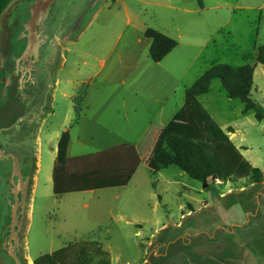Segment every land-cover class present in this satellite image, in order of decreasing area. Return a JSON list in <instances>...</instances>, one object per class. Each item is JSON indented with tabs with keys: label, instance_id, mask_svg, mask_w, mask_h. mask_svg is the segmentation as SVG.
<instances>
[{
	"label": "rangeland",
	"instance_id": "obj_1",
	"mask_svg": "<svg viewBox=\"0 0 264 264\" xmlns=\"http://www.w3.org/2000/svg\"><path fill=\"white\" fill-rule=\"evenodd\" d=\"M37 3L21 0L2 22L0 53L6 62L0 68V252L12 218L19 214L22 222L12 234L20 235L23 264L79 241L100 242L112 264H264V120L256 121L253 112L230 99L218 80L198 100L224 132L232 129L231 142L261 170V184L249 178L204 183L176 167L151 162L142 163L124 188L60 197L52 190L61 134L71 128L73 156L101 149L105 136H115L113 143L125 138L128 125L114 93L137 89L140 117L147 121L153 114L143 108L144 102L151 103L149 95L159 89L150 76L168 75L166 80L178 86L156 119V130L191 134L185 118L167 127L169 117L184 103L183 88L216 64L253 66L250 98L264 109V66L254 58L255 49L264 44V0H54L35 17L32 32L29 21ZM148 28L177 42L158 65L149 56L151 42L144 37ZM24 56L33 63L42 60L44 72H34L37 83L30 81L29 64L24 82L14 76ZM51 56L57 79L47 73L45 61ZM97 59H104V65ZM133 68L143 82L131 84L126 78ZM7 76L9 93L2 86ZM90 77L88 94L99 96L100 104L107 102L99 113L96 107L89 114L98 116L91 129L84 121L75 126L71 109L77 92L86 94L87 86L81 85ZM82 99L76 107L83 113ZM153 109L158 113L155 105ZM127 111L132 116L131 106ZM90 131L101 140L91 141Z\"/></svg>",
	"mask_w": 264,
	"mask_h": 264
},
{
	"label": "trees",
	"instance_id": "obj_2",
	"mask_svg": "<svg viewBox=\"0 0 264 264\" xmlns=\"http://www.w3.org/2000/svg\"><path fill=\"white\" fill-rule=\"evenodd\" d=\"M53 1L38 0L37 5L47 7ZM36 16L37 13L29 21L32 32H35ZM144 37L151 41L149 56L153 63L161 62L177 47L176 41L154 29H146ZM254 58L257 64L264 66V44L255 49ZM253 75L254 67L250 65L232 67L216 64L186 88L184 107L191 132L189 136L150 128L137 146L120 145L70 159L67 157L70 133L69 130L63 132L57 143L52 169L53 195L60 197L125 187L141 163L149 165L151 162L160 168L176 167L190 179L199 182L218 180L234 183L235 180L249 178L252 184H261V170L246 161L231 142L228 133L233 134L232 129L224 132L198 100L208 92L211 82L218 80L230 99L240 101L246 112H253L256 121H263L264 109L250 98ZM84 96L85 92L81 97L77 92L74 99V125L82 116L76 101L79 102ZM22 189L25 194V189ZM19 217V214L13 216ZM33 264H112V261L100 242L79 241L41 255Z\"/></svg>",
	"mask_w": 264,
	"mask_h": 264
},
{
	"label": "crops",
	"instance_id": "obj_3",
	"mask_svg": "<svg viewBox=\"0 0 264 264\" xmlns=\"http://www.w3.org/2000/svg\"><path fill=\"white\" fill-rule=\"evenodd\" d=\"M20 1L21 0H0V51H1V47H2L1 36H2V33H3V31H2L3 18L7 15L8 12H11L14 9L16 3L20 2ZM50 6H51V4L48 5L47 7L45 5H43V8L41 10H37L36 7H35L32 10L33 16H34L35 13H37L38 16H41L43 14V12H47L49 10ZM83 34H84V32L83 33L81 32L79 34L78 38L80 39V36L83 35ZM121 38H122V33L120 32L117 35V37H116V43H117V41H120ZM138 42H140V41L138 40ZM68 43L72 44V42H68ZM95 46L98 47L99 44H96ZM8 49H9V47H8ZM112 50H114V48ZM112 50H111V53H112ZM170 54H168V56L165 57L162 61L166 60V58H168L170 56ZM127 60H129V59H127ZM53 61H54L53 56H51V57L46 59L45 63H46L47 73H48L49 77H51L53 79L54 78L57 79V77H58L57 76V69L54 68L55 65H54ZM118 61L121 62L122 61L121 58H119ZM133 61H134V59H133ZM5 62H6V58L2 57L1 53H0V68H1V66H3L5 64ZM7 62H9V52L7 53ZM36 62H40L39 63L40 67H38V65H36ZM36 62L33 63L30 60V58H28L27 56L26 57L24 56L22 58V60H20L18 62L19 65L14 70L16 72V74L14 76L18 77V83H19V80H22V82H24V80L26 79L27 74H28V70H27V65L28 64L30 66L29 67V71L31 72L30 73V81H33V83H37L39 81L38 76L36 77V75H35V77H34V72L37 71L38 74H39V72H41V71L44 72V71L41 68L42 60L40 58H38V59H36ZM98 63L101 66H103L104 63H105V60L104 59H99ZM128 63H130V61ZM155 64L158 65V63H155ZM159 64H160V62H159ZM50 66L52 67V72L49 73V67ZM98 72H99V70L94 74L93 77L96 78ZM126 75H128L126 78L132 79L134 81V82L132 81L131 84L140 83V82L144 81V78L142 77V75L140 73H137V68L131 69L130 73L127 71ZM167 77H168V75H165V74H163V75L156 74V75H153V76L149 77V80H151L152 83L154 82L155 83L154 86L157 85L159 89H156L153 92L152 95H149L148 98L150 99L151 103H145L144 102V104H146L145 105L146 107L144 106L143 108L144 109L146 108L148 110V112L153 114V115L150 116L151 117L150 119H147V121L144 120L145 118H141L140 117V113L142 111V109H141L142 105H141V103L139 101V95H141V94H140V92H137V89L135 91L132 90V91H129V92H123V93H118L117 92V93H114V96L118 95L120 97V100L117 103H118V105L120 107V110H123V114H124L123 121L125 122L126 126L128 125V132H127V135H126L125 138H127L129 140H124L125 138L117 137L118 138V142L113 143V140H114L115 136H114V138L111 135L105 136L104 137L105 146H102L101 149L97 150L96 152L89 153V154H79V155H76V156L71 155V153H70L71 152L70 142H69V146H68V149H67V157L72 159V158L79 157V156L91 155V154L99 153V152H102V151L107 150L109 148L120 146V145L137 146L138 143L140 142V140L142 139V137L147 132V130L150 129V128H153V125L155 124L156 119H158V116L161 115L162 112L165 110L167 103L170 101V99L172 98V95L175 94L177 89H178V86L176 84H173L172 82L170 84L166 80ZM160 80L162 81V84H159ZM6 81H7V83H6ZM92 82H93V78L90 77V78H88L86 83L81 85V87L84 86V85L87 86L86 94H85L84 98L82 99L85 108L83 110V113H82L80 121L75 126H80L82 124V122L84 121V122H89V128L91 129L92 127H94V125H97L98 116H95V115L91 116L89 114H91L92 111L95 110L96 107H97L96 113H99V111H101V109H103L104 105H107V102H105V103L103 102L102 104H100L102 101L101 102L97 101L99 96H95V95L90 96V94H88V91H89L88 87L92 85ZM2 86L5 88V91H7L9 93L11 83H10V79H9L8 76H7V80L6 79L3 80V85ZM183 89L184 90L181 91V92H183L182 93V100H183V97H184L185 88H183ZM16 94H17V90L15 91V94H14L15 96L14 97H16ZM142 95H143V93H142ZM115 97H117V96H115ZM74 99L72 98V100H71V109H73V113H74ZM8 103H9V100L7 98V104ZM18 104L22 105V103H18ZM50 104H51L50 106L52 108L53 104H54V101H51ZM98 105H99V108H98ZM154 105H155V108H158V113L154 112V109H153ZM129 106H131L132 109H133V113L131 114L132 116H130L129 112L127 111V108ZM19 108L24 109L23 107H19ZM173 113L169 117V120H168V123H167V127H175V125L177 123V119H180V118H185L186 122L188 123V126H189L188 117H187L186 112H185L184 103L181 104V107L177 108V111L173 112ZM21 117H24V116L23 115L22 116H18L14 121H17ZM74 118H75V114H74ZM142 121H145V123H142ZM139 124L141 126H139ZM70 130H71V128L69 129V133H70ZM189 130H190V127H189ZM65 131H67V130H65ZM228 135H229V138L231 139V136H233L234 134L228 133ZM88 137L90 138L91 141L101 140L100 138H98L97 133L93 132V131H90V133L88 134ZM70 141H71V134H70ZM56 151H57V148H56ZM141 164L138 166V168L141 166ZM138 168H137V170H138ZM137 170L135 171V173H134L133 177L131 178V180L134 178ZM131 180H130V182H131ZM122 188H124V187H122ZM113 189H115V188H113ZM104 190H108V189H104ZM99 191H101V190H96V191H91V192L95 193V192H99ZM84 193H87V192H84Z\"/></svg>",
	"mask_w": 264,
	"mask_h": 264
},
{
	"label": "flooded vegetation",
	"instance_id": "obj_4",
	"mask_svg": "<svg viewBox=\"0 0 264 264\" xmlns=\"http://www.w3.org/2000/svg\"><path fill=\"white\" fill-rule=\"evenodd\" d=\"M42 8L43 5H36L37 10H41ZM20 189H22V187H20ZM18 220V218H12V222L9 225L11 233H7L6 243L4 242V245H1L2 252H0V264H23L24 258L20 249V235L19 233H17V235L12 234V230L14 229V227L17 224L19 225ZM19 232L21 233V231ZM32 262L33 261H31V263Z\"/></svg>",
	"mask_w": 264,
	"mask_h": 264
},
{
	"label": "built area",
	"instance_id": "obj_5",
	"mask_svg": "<svg viewBox=\"0 0 264 264\" xmlns=\"http://www.w3.org/2000/svg\"><path fill=\"white\" fill-rule=\"evenodd\" d=\"M215 182H216V183H220V181H218V180H216Z\"/></svg>",
	"mask_w": 264,
	"mask_h": 264
},
{
	"label": "bare ground",
	"instance_id": "obj_6",
	"mask_svg": "<svg viewBox=\"0 0 264 264\" xmlns=\"http://www.w3.org/2000/svg\"><path fill=\"white\" fill-rule=\"evenodd\" d=\"M31 264H33V262Z\"/></svg>",
	"mask_w": 264,
	"mask_h": 264
},
{
	"label": "water",
	"instance_id": "obj_7",
	"mask_svg": "<svg viewBox=\"0 0 264 264\" xmlns=\"http://www.w3.org/2000/svg\"><path fill=\"white\" fill-rule=\"evenodd\" d=\"M39 17V16H38Z\"/></svg>",
	"mask_w": 264,
	"mask_h": 264
}]
</instances>
